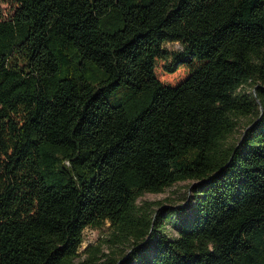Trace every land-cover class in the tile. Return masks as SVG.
Segmentation results:
<instances>
[{
	"label": "trees",
	"instance_id": "16d2710c",
	"mask_svg": "<svg viewBox=\"0 0 264 264\" xmlns=\"http://www.w3.org/2000/svg\"><path fill=\"white\" fill-rule=\"evenodd\" d=\"M1 4L0 264H264V0Z\"/></svg>",
	"mask_w": 264,
	"mask_h": 264
},
{
	"label": "rangeland",
	"instance_id": "374dc122",
	"mask_svg": "<svg viewBox=\"0 0 264 264\" xmlns=\"http://www.w3.org/2000/svg\"><path fill=\"white\" fill-rule=\"evenodd\" d=\"M1 12L4 16L9 15L12 12V6L10 4H1L0 5ZM163 49L169 55L170 60L176 58L180 52L183 51L184 47L180 42H166L163 44ZM131 95V91L127 88H120L114 94H112L108 101L111 105H117L122 101L124 98H128ZM249 118L243 119L242 125L248 122ZM243 132L242 126L237 129L229 138L228 142L230 144L236 143L239 137ZM195 185V188L199 185L196 181H180L172 186L166 188L163 192L160 193H145L138 199V205L148 206L151 205L152 208H155L159 203L161 206L158 208L159 210L165 208L166 210L171 209V205L176 206H184L187 202L193 197V188L192 186ZM158 203V204H157ZM156 204V205H155ZM165 210V211H166ZM173 222L172 219L170 222L166 224L167 229L173 231ZM112 229L109 226V223H106L102 228L99 229H92L86 228L84 230V241L79 249V253L81 254V258L77 259L76 261H81L83 254L82 252L86 249H90V252L98 253L102 251L104 253H108L111 249L109 239L111 237ZM128 246H124L127 248ZM115 252H119L124 250L121 247H113Z\"/></svg>",
	"mask_w": 264,
	"mask_h": 264
}]
</instances>
